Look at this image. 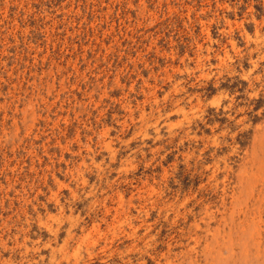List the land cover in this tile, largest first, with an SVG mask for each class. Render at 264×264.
<instances>
[{"label":"rangeland","instance_id":"374dc122","mask_svg":"<svg viewBox=\"0 0 264 264\" xmlns=\"http://www.w3.org/2000/svg\"><path fill=\"white\" fill-rule=\"evenodd\" d=\"M0 264H264V0H0Z\"/></svg>","mask_w":264,"mask_h":264},{"label":"trees","instance_id":"16d2710c","mask_svg":"<svg viewBox=\"0 0 264 264\" xmlns=\"http://www.w3.org/2000/svg\"><path fill=\"white\" fill-rule=\"evenodd\" d=\"M222 85H224V86H226V87H228L229 89H233V88H235V89H237V83H234V82H232V84H230V83H225V84H222ZM261 100L260 99H257V100H255L254 101V110H257L258 108H259V106L261 105ZM254 118L253 119H256L257 117L256 116H253ZM240 136V135H239Z\"/></svg>","mask_w":264,"mask_h":264}]
</instances>
